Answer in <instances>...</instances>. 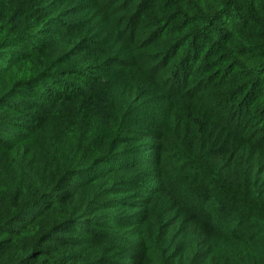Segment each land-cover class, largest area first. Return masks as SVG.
<instances>
[{"label":"trees","instance_id":"16d2710c","mask_svg":"<svg viewBox=\"0 0 264 264\" xmlns=\"http://www.w3.org/2000/svg\"><path fill=\"white\" fill-rule=\"evenodd\" d=\"M118 1L0 0V264H264V0Z\"/></svg>","mask_w":264,"mask_h":264},{"label":"rangeland","instance_id":"374dc122","mask_svg":"<svg viewBox=\"0 0 264 264\" xmlns=\"http://www.w3.org/2000/svg\"><path fill=\"white\" fill-rule=\"evenodd\" d=\"M121 1H127V0H120L118 2H115L114 4H116V7H120L127 11L130 10H134L135 7H137V4L139 3L140 0H130V2H133L130 6H127L124 8V4ZM143 3V2H142ZM142 3H140L141 5H143ZM125 16V15H123ZM125 18V17H124ZM129 22V21H128ZM147 30V29H145ZM150 29L147 30V32H149ZM147 32H144L147 35ZM4 83H3V79L0 81V95H2L4 93ZM38 109L40 110L41 107L38 106ZM242 118H244V116L249 117V114H243V112H240ZM236 116V115H234ZM25 121H29V120H33V115L31 114L29 115H24ZM76 117L71 115H68L64 112H58L53 120V126H49V132L51 131L52 138L45 139V143L44 145L47 146V153L44 152V157L42 159H36L34 161H32L30 164H28V170L25 171V173H23L22 175H19V180H26V182H29L35 175H40L42 170H43V166L46 163L47 158L48 159V164L52 163L53 166L58 167L59 164H62V162L64 161V158L62 157V154L65 152H61L58 149V145H57V141L60 139L61 133H63L66 128H69L68 130L72 131L73 133H77L79 131V128L76 126V124L73 122ZM245 119V118H244ZM247 119V118H246ZM247 122L249 123V121L247 120ZM252 123L249 125V128L252 129L257 128L258 126H255V122L251 121ZM262 128V127H261ZM251 129V131H252ZM263 130V128L261 129ZM56 140V141H55ZM54 145V147H53ZM52 157L54 158L52 160ZM10 160V155L9 153H5V152H0V166H3L4 164H6L8 161ZM0 174H2L0 172ZM3 175H1V177H3ZM75 200V199H74ZM5 204L9 205V200L5 199L3 200V202H1V206ZM60 210L62 211V207L60 208ZM33 212V211H32ZM30 216H32V213L29 215H26L25 218L29 219ZM24 217V216H23ZM56 218H60V216H56ZM14 231L17 230L16 228L13 229ZM58 236V235H57ZM112 246H115L112 242H106L105 245L102 246H97L99 249L101 248H112ZM82 249H74L72 247H67L64 246L62 247V249H60L57 252V257H62L61 261L58 262V264H82L78 259V255L80 254ZM97 252V248H94L90 251V253H94ZM129 254V253H128ZM131 256V255H128ZM131 264L132 262L130 260H125L122 264Z\"/></svg>","mask_w":264,"mask_h":264}]
</instances>
